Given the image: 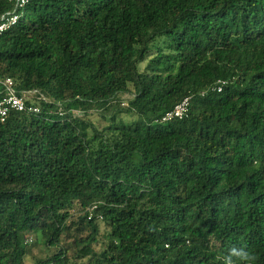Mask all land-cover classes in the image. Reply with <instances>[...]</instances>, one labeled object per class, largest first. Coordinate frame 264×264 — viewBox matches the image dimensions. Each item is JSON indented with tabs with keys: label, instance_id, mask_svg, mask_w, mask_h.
Listing matches in <instances>:
<instances>
[{
	"label": "trees",
	"instance_id": "obj_1",
	"mask_svg": "<svg viewBox=\"0 0 264 264\" xmlns=\"http://www.w3.org/2000/svg\"><path fill=\"white\" fill-rule=\"evenodd\" d=\"M15 8L0 0V20ZM16 12L0 77L40 112L0 124V264H26L33 236L54 250L36 264H223L233 246L264 264V0Z\"/></svg>",
	"mask_w": 264,
	"mask_h": 264
},
{
	"label": "built area",
	"instance_id": "obj_2",
	"mask_svg": "<svg viewBox=\"0 0 264 264\" xmlns=\"http://www.w3.org/2000/svg\"><path fill=\"white\" fill-rule=\"evenodd\" d=\"M16 6L12 13H8L2 16L0 20V34L8 31L10 28L16 25L20 15L16 12L17 9H23L29 0H9ZM224 82L219 81L218 85L214 87V90L221 91ZM36 91L33 92H20L16 87L14 79L11 77H0V124L5 123L14 112H23L25 110L31 113H39L40 108L38 106L29 105L28 101L32 98ZM36 100H43L50 103L45 96L41 95ZM191 98L187 97L180 102L173 110L166 113L159 122L166 123L175 119H182L189 113Z\"/></svg>",
	"mask_w": 264,
	"mask_h": 264
},
{
	"label": "rangeland",
	"instance_id": "obj_3",
	"mask_svg": "<svg viewBox=\"0 0 264 264\" xmlns=\"http://www.w3.org/2000/svg\"><path fill=\"white\" fill-rule=\"evenodd\" d=\"M145 64L141 65V68H144ZM132 97L130 94H125L121 96V101L124 102V106H127L128 100ZM75 113L78 114L79 111L77 109H74ZM113 111V107H110L109 109L102 110V111H91V122L95 125H97L99 128H102L103 126L108 124V121L105 119L104 116L110 117L111 113ZM125 116V115H122ZM138 116L133 117H126L127 121H134L137 120ZM102 231L105 230V227L101 224ZM35 237L28 239V244H31L30 247V253L26 259V264H36L38 259H46L51 256L53 253V249H48L44 245L40 243H35Z\"/></svg>",
	"mask_w": 264,
	"mask_h": 264
},
{
	"label": "clouds",
	"instance_id": "obj_4",
	"mask_svg": "<svg viewBox=\"0 0 264 264\" xmlns=\"http://www.w3.org/2000/svg\"><path fill=\"white\" fill-rule=\"evenodd\" d=\"M221 259L223 264H254L256 256L244 247L237 248L233 246Z\"/></svg>",
	"mask_w": 264,
	"mask_h": 264
}]
</instances>
